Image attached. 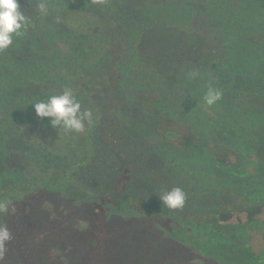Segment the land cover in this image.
Wrapping results in <instances>:
<instances>
[{"label": "trees", "instance_id": "1", "mask_svg": "<svg viewBox=\"0 0 264 264\" xmlns=\"http://www.w3.org/2000/svg\"><path fill=\"white\" fill-rule=\"evenodd\" d=\"M41 2L48 5L47 21L51 31H54V34L49 31L50 50L28 54L25 66L29 76L28 85L15 86L11 95L12 110L3 119L10 126L0 121L2 138L8 132H21L22 126L30 128L24 146L14 151L18 154L23 152L30 158L36 155L33 162H28L15 174L12 171L0 173V201L9 202V211L0 214V224L6 225L12 236L5 246L6 251L0 256V264H44L43 261H56V255L62 249L63 242L52 238L53 233H57L56 228L52 227L55 224L44 223L40 227L38 222L33 228L24 220L31 209H20L17 204H24L25 197L32 192L42 195L50 191L67 196L77 181L78 173L86 170L92 172V168L96 170L108 165L113 158L117 159L114 162L119 160L121 164L122 184L127 174H131L128 160L135 158L134 152L127 150L125 159V153L120 151L123 145L119 142L106 143L108 138L103 135L115 122L105 123L110 112H114L115 118L122 121L120 124L123 127L135 123V113L138 112L143 128L152 124L155 127L156 123L163 121L160 109L167 111L170 122L185 125L190 134L184 146L186 150L168 146L158 150L164 156V159H161L162 155L159 156L160 162L165 165L162 168L164 173H200L201 170L205 171L202 160L210 157L212 159L206 169L212 172L215 159L209 152V145L214 143V147H218L215 143L219 139L233 140V147L239 155L244 151L254 154L258 150L264 152V0ZM194 22L195 30L192 26ZM198 29L204 31L212 43V46L206 47L211 49L206 52L201 64L194 59L199 58L202 52L203 42ZM90 36L99 44V51L92 57L81 56L78 43ZM12 62L17 69L19 65L13 57ZM155 64H160L161 68ZM58 65L60 68L57 70ZM163 68L164 71H161L169 73V77L158 76V70ZM34 76H38L36 80ZM56 81H60L65 88L79 90L77 100L82 110L99 109L97 113L93 111L94 123L91 126L86 124L83 132L53 129L47 119L36 117L29 104L47 94H54L49 88L42 92V88L44 83L53 85ZM82 82L86 84L84 87ZM37 83H40L41 94L26 92L28 87H37ZM156 88L164 89V97H160L156 105L138 98L141 92L154 93ZM209 88L221 93V98L211 106L203 99ZM18 89L21 91L16 93ZM91 95L92 103L88 99H91ZM123 98L126 103H122ZM7 99L6 96L1 97L0 106L7 107ZM207 111L212 113L211 117ZM124 112L125 115H122ZM140 125L139 134L135 133L138 141H129L142 147L144 133ZM44 130L50 141L41 139ZM113 135L116 136V133ZM10 137L14 136L10 134ZM0 144L1 159L3 151H9L11 146ZM36 148L41 150L36 153L33 151ZM165 162H170L172 167ZM235 170L236 173L226 174L244 179L246 187L249 183L245 202L250 203V215L261 212L264 206V181ZM117 188L119 186H114L113 190ZM127 188L124 196L117 201L119 208L128 200ZM35 211L32 213L36 217ZM40 212L37 216L40 223L42 219L46 222ZM222 214V211H215L206 218L217 223ZM60 229L61 233L67 234L66 238L71 236L68 234L69 228L58 227ZM217 234L221 236L222 232L218 231ZM21 243L25 244L24 248L20 247ZM98 244L94 240L93 246L97 247ZM59 258H63L66 264L72 263L68 252Z\"/></svg>", "mask_w": 264, "mask_h": 264}, {"label": "rangeland", "instance_id": "2", "mask_svg": "<svg viewBox=\"0 0 264 264\" xmlns=\"http://www.w3.org/2000/svg\"><path fill=\"white\" fill-rule=\"evenodd\" d=\"M88 1L97 2L98 0ZM40 2L41 0H19L21 10L30 17L32 26L23 36L14 40V45L8 49L9 52H0V102H2L1 97H8L7 107L0 106V121L7 127L10 125L3 119L5 120L12 110L11 95L14 93L15 86L28 85L26 57L37 50H50L48 42L51 29L47 21L49 16L39 15L37 5ZM192 26L195 30L196 23H192ZM198 31H200L199 38L203 42L202 52L198 55L199 58L194 59L196 63L201 64L206 52L208 53L211 49L206 47L212 43L204 31L200 29ZM51 32L54 34V31ZM94 33L96 34L97 30ZM77 48L81 56L92 57L99 51V44L95 42L93 36H90L78 43ZM12 57L19 65L17 69L13 65ZM155 65L161 68L160 64ZM33 67L32 65L31 68ZM56 68L58 70L60 65ZM164 69L158 70L160 73L158 76L167 78L170 74L161 71ZM37 77L34 76L33 79L36 80ZM57 81L53 85L44 83L42 92L49 88L48 90L54 94L60 93L65 87ZM85 85L82 82V87ZM40 87V83H37V87H28L26 92L39 95L42 93L39 90ZM20 91L18 89L16 93ZM78 91V89L74 90L76 98ZM180 94L183 95V91ZM17 96L21 95H14V97ZM47 96L49 95L47 94L41 100ZM160 97L162 99L164 97V89L161 90V88L154 93L138 94L141 101L152 106L157 104ZM88 99L94 102L92 95L91 99L89 97ZM96 101L98 102L97 99ZM126 102V99L122 100V103ZM153 109L156 111L154 107ZM93 111L97 113L99 109H93ZM159 112L163 113V121L156 123L155 127L152 124L143 128L144 126L140 125L139 112L135 113L136 120L131 125L121 126L122 121L115 118L114 112H110L106 116L105 123L115 122L109 127V131L96 127L108 132L103 134L108 138L109 142L106 143L119 142L123 145L120 151L125 153V159L127 150L134 152L135 158L128 160L131 174H127L123 184L120 181L119 166L121 164L119 160L114 162L117 159L113 158L108 165L100 166L99 169L92 168V172L86 170L78 173L77 181L74 182L67 196L50 191L42 195L32 192L25 197L24 204H17L20 209L27 207L31 209L24 219L29 227L35 228L38 222L40 227L44 223L55 224L52 227L56 228L57 233H53L52 238L63 242L62 249L58 248L60 253H56V261H43L44 264H66V261L59 257L67 252L71 264H109V262L111 264H264V206L261 212L250 215V203L245 202L249 183L246 187L244 179L227 175L236 173L235 169H237L264 181V152L258 150L254 154L244 151L245 153L240 152L241 155H239L237 149L233 147V140L219 139L215 143L218 147L215 148L214 143L209 145V152L215 159V168L212 172L207 170L208 163L212 159L210 157L202 160L205 171L201 170L199 165L197 166L201 170L200 173L177 174L169 171L166 174L162 171L165 165L159 160L162 154L158 150L167 146L186 150L184 146L190 134L188 135L185 125L170 122L167 111L160 109ZM123 114L125 115V112ZM207 114L212 116L210 111H207ZM139 125L144 133L142 147L129 141L130 139L138 141L139 138L135 133L139 134ZM29 131L30 128L22 126L21 132H8V135L3 134V138L0 132V143L11 146L9 151L2 148L4 151L0 159V173L12 171L15 174L28 162L35 160L36 155L30 158L23 152L18 154L14 151L24 146L25 137L29 135ZM147 131L149 132L146 133ZM114 132L116 136L113 135ZM41 133L43 141H50L45 130ZM10 134L14 137H10ZM98 135L100 136V132ZM225 136L220 138L226 139ZM201 145L203 146L204 143ZM40 150L33 149L34 152ZM161 159H164V156ZM3 160H5L4 164ZM166 164L172 167L170 162ZM114 186L119 188L113 190ZM126 186H128L129 197L121 205L122 208H119L116 206L117 201L124 196ZM174 187L181 188L186 194L184 207L179 210L167 209L162 206L158 198L162 191ZM37 210L42 212L46 222L42 219L40 223ZM32 211L36 212V217ZM215 211H222L223 214L220 215L217 223H212L206 217ZM58 227L69 228L68 234L71 236L66 238L67 234L61 233ZM218 231L222 232L221 236L217 234ZM94 240L99 243L97 247L93 246ZM20 247L24 248L25 244L21 243Z\"/></svg>", "mask_w": 264, "mask_h": 264}, {"label": "clouds", "instance_id": "3", "mask_svg": "<svg viewBox=\"0 0 264 264\" xmlns=\"http://www.w3.org/2000/svg\"><path fill=\"white\" fill-rule=\"evenodd\" d=\"M37 11L41 17L49 14L48 5L41 2L37 5ZM32 26L28 15L21 10L19 0H0V52L8 50L14 45V40L23 36ZM221 98V93L209 88L203 99L211 106ZM37 118L47 119L53 129H62L65 132L81 133L85 125L94 123V112L92 109L82 110L81 103L77 100L74 90L70 87L64 88L58 94L47 96L45 100L30 101ZM162 206L169 210H179L184 207L186 201L185 192L174 187L162 191L159 195ZM9 211V202L0 201V214ZM12 211H15L13 209ZM12 239L7 226L0 224V256L6 251V244Z\"/></svg>", "mask_w": 264, "mask_h": 264}]
</instances>
